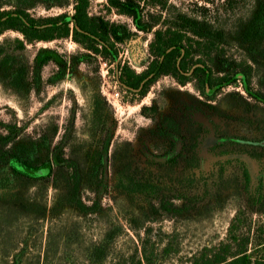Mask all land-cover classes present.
I'll return each instance as SVG.
<instances>
[{
  "label": "rangeland",
  "instance_id": "obj_1",
  "mask_svg": "<svg viewBox=\"0 0 264 264\" xmlns=\"http://www.w3.org/2000/svg\"><path fill=\"white\" fill-rule=\"evenodd\" d=\"M164 1L144 5L158 18L152 32H167L174 44L184 45L190 62L205 66L214 79L244 73L250 94L240 82L202 93L196 80L186 78L195 67L186 62L183 76H161L143 95L128 89L121 77L142 73L154 60L153 34L136 31L105 0H91L88 13L131 31L116 46L112 61L85 50L71 36L25 42L20 48L22 36L5 31L0 35V180L7 188L1 197L44 202L39 181L24 177L18 183L11 167L32 173L51 165L57 176L58 165H66V180L77 171V193L87 211L66 208L57 225L78 221L83 242L95 246L106 230H113L123 260L134 248L140 250L137 234L149 231L145 241L159 263L181 264L202 247L225 240L229 230L244 232L250 226L264 232V102L256 99L264 96V59L238 39L239 29L264 0ZM74 2L0 0V11H22L35 19L71 17ZM181 14L207 22L210 36H216L208 49L193 46L197 40L182 29ZM47 188L50 206L57 192ZM52 221L21 218L22 228L18 222L10 226L23 232L17 239L4 224L0 264H13L16 249H11L25 240L32 256L44 258V233L55 225ZM112 257L96 264H110ZM76 258L88 260L81 254Z\"/></svg>",
  "mask_w": 264,
  "mask_h": 264
},
{
  "label": "trees",
  "instance_id": "obj_2",
  "mask_svg": "<svg viewBox=\"0 0 264 264\" xmlns=\"http://www.w3.org/2000/svg\"><path fill=\"white\" fill-rule=\"evenodd\" d=\"M90 1L75 0L71 17L62 14L55 17L35 19L22 11H0V35L8 30L20 34L24 40V42L19 41L20 48H24L25 42L31 44L71 36L74 42L83 46L85 50L112 61L118 55L116 46L128 39L131 31L125 25L109 24L101 18L91 16L88 13ZM105 1L109 9H113L118 15L129 19L136 31L153 34L150 52H152L154 60L150 67L142 73L135 74L131 72L124 77V81H122L123 77H121L122 80L120 79L121 81L119 82L126 85L128 89L136 90L140 95H143L150 84L161 76H172L175 78L183 76L186 62L188 66L192 65L195 67L190 71V76L185 77L196 80L198 82L197 88L200 92L204 93L207 90L216 91L224 86L240 82L245 92L248 95L250 94L251 91L244 73L235 71L233 74L230 72L214 79L212 72L205 66L197 67L194 65L196 63H191L189 55L185 54L187 51L184 45L181 43L180 45L174 44L172 39L167 36V32L164 34L159 30L152 32L158 18L153 19L151 14L145 12L144 5L149 3L151 5H164L163 0ZM178 20L181 22L182 29L186 30L188 28V32L192 33L191 35L196 38L197 41L193 43V46L208 49L212 38L216 39L215 34L212 37L210 36L212 31L206 21L198 17H189L185 14L179 15ZM218 38H221V35H218ZM238 39L242 44L246 45L250 53L258 54L264 59V1L259 2L251 18L239 29ZM252 97L254 98L255 96L252 95ZM256 99L264 102V96L263 98L256 97ZM11 154L16 156L17 153L12 149ZM23 165L26 164L24 163ZM65 166L62 164L58 165L57 176L52 172L53 168L51 165H44L42 169L35 167L36 169H33L32 173L22 170L19 166L11 167V172L18 183H23L24 177L34 178L39 181L36 184L41 186V200L44 202H37V204H23L20 198L5 201L1 197V191L7 187L6 183L3 184V181L0 180V231L4 224H8V229H11L10 226L12 224L14 225L21 218L26 217L30 218V221L38 222L46 216L55 222L54 226L50 225L46 229V233L43 230L39 235L41 238L42 232L44 233L46 247H44L43 253L46 256L44 258L38 257V255L32 256L29 253L30 248L27 245V240H25L22 247H13L11 249V252L16 249L13 255V264H96V261L101 258H108V256L113 254L116 257L110 258V264H161L157 260V256L153 254L154 252L148 248V242L145 241L149 237V231L137 234L140 239V250L133 246L134 251L127 256V259L123 260L125 255H122V251L116 248L113 230H106L102 239H100L101 242L98 241V246H95L96 243L83 242L84 235L81 233L82 228L78 221L63 220L62 223L57 225V218H60V213H62L60 211L66 208L87 211L86 208L84 209L85 205L77 193L78 185L75 182L77 171L73 169V174L69 173V178L66 180L65 175L62 174ZM244 176L249 180L247 170H245ZM50 180H52V183L49 184ZM64 181L65 185H61ZM47 185H50L57 192L50 206L47 205ZM134 185L139 190H142V183ZM150 188L151 186L146 187L145 190L149 191ZM17 225L22 228L19 222ZM9 234L11 238L16 239L19 235L23 236V232L18 230L17 226L13 227ZM141 235H144V238H141ZM30 237L31 233H28L26 238L30 239ZM59 242H62V245H59ZM37 248H41V245L39 244ZM49 253H56L60 258L57 260L47 259ZM77 254H81L88 260L85 261L84 259L78 263L76 260ZM64 256H71V262L65 263L63 261ZM185 260L181 264H264V232L252 229L250 226L244 232L229 230L225 240L213 245H206L185 258Z\"/></svg>",
  "mask_w": 264,
  "mask_h": 264
}]
</instances>
